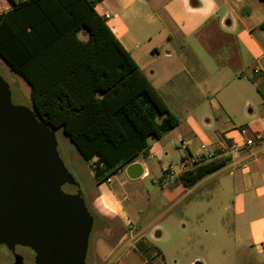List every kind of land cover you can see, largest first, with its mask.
<instances>
[{
	"label": "crops",
	"instance_id": "1",
	"mask_svg": "<svg viewBox=\"0 0 264 264\" xmlns=\"http://www.w3.org/2000/svg\"><path fill=\"white\" fill-rule=\"evenodd\" d=\"M24 1L0 0V14ZM95 10L178 119V125L159 138H148L147 153L133 162L142 167L140 177H148L156 168L162 173L172 164L162 157L175 159L176 166L182 156L195 154L201 146L206 150L225 144L240 148L245 137L264 131V112H254L248 101L239 118L225 100L213 98L229 86L228 97H238L240 82L245 80L241 73L250 84L261 77L264 87V31L257 29L264 21L260 0H98ZM245 49L254 52L253 64L258 70L244 65ZM207 107L212 116L206 114ZM199 139L208 146L200 144L191 150ZM251 152L240 148L223 158L224 165L218 170H227L241 194L233 207L235 250L249 247L264 256V147L255 146ZM126 167L96 185L95 226L102 236L95 240L94 251L103 263L112 260L124 242L131 243L138 264H149L134 248L135 242L146 239L125 230L129 222L124 207L127 180H135L127 176ZM174 172L167 183L184 186L179 171L175 168ZM160 236L159 231L153 234V238ZM133 260L126 257L130 264Z\"/></svg>",
	"mask_w": 264,
	"mask_h": 264
},
{
	"label": "trees",
	"instance_id": "2",
	"mask_svg": "<svg viewBox=\"0 0 264 264\" xmlns=\"http://www.w3.org/2000/svg\"><path fill=\"white\" fill-rule=\"evenodd\" d=\"M97 1L13 3L0 14V58L27 82L38 117L62 128L99 185L145 155L148 138L178 119L96 12ZM257 29L264 31V21ZM223 165L220 159L178 178L190 186ZM134 248L149 264L163 260L146 241Z\"/></svg>",
	"mask_w": 264,
	"mask_h": 264
},
{
	"label": "rangeland",
	"instance_id": "3",
	"mask_svg": "<svg viewBox=\"0 0 264 264\" xmlns=\"http://www.w3.org/2000/svg\"><path fill=\"white\" fill-rule=\"evenodd\" d=\"M243 54L244 65L258 70V66L253 64L252 54L254 52L245 49ZM237 74L240 75V73ZM241 74L245 80L240 82L242 89H238V97H228L231 87L229 86L222 88L213 98L217 101L225 100L233 114L238 117L246 111L244 106L246 101L254 108V112L263 113L264 87L259 81L262 78L250 80L254 83L250 84L246 81L247 76L244 73ZM0 77L9 86L12 104L33 109L29 85L1 58ZM205 111L206 114L212 116L208 107ZM53 132L57 141L59 158L75 180L85 206L93 217L85 262L87 264H130L126 262V257L130 256L134 258L131 264H138L139 258L132 251L131 243L126 244L125 242L112 260L103 263L98 261L94 251V242L102 236V231L95 226L93 203L98 195L97 186L88 162L80 156L62 128L53 129ZM200 144L208 146L199 139L191 146V150H196ZM174 147L170 146V150L177 153ZM162 160L175 165V159L162 157ZM161 176L162 173L156 168L148 177L127 180L128 195L124 202L129 219V224L125 225L127 232L130 229L131 233L140 234L149 246L160 249L165 264H194L196 262L199 264H264V256L259 255L252 248L248 247L243 251L234 248L236 223L233 207L241 194L233 186V179L228 175L227 170L210 172L190 186L175 187L170 183L160 185L157 181ZM62 190L72 192L74 188L70 185H63ZM124 223L126 221H123ZM155 231H159L161 236L153 238ZM15 253L22 256L23 264H34V253L29 248L17 246ZM12 263L11 253L5 246L0 245V264ZM150 263L163 264L160 257L153 258Z\"/></svg>",
	"mask_w": 264,
	"mask_h": 264
},
{
	"label": "water",
	"instance_id": "4",
	"mask_svg": "<svg viewBox=\"0 0 264 264\" xmlns=\"http://www.w3.org/2000/svg\"><path fill=\"white\" fill-rule=\"evenodd\" d=\"M125 173L136 179L142 167L131 163ZM63 185L77 186L59 158L53 129L34 109L12 104L0 77V245L13 264H23L17 246L34 253V264H87L93 217L81 192L65 193Z\"/></svg>",
	"mask_w": 264,
	"mask_h": 264
},
{
	"label": "built area",
	"instance_id": "5",
	"mask_svg": "<svg viewBox=\"0 0 264 264\" xmlns=\"http://www.w3.org/2000/svg\"><path fill=\"white\" fill-rule=\"evenodd\" d=\"M179 142L184 144L182 140H179ZM255 146H259V148L264 147V131L254 137H245L240 148L252 153L251 151H253ZM240 148L235 144H225L215 150H206L204 146H201L200 151L196 152L195 154L188 152L182 156L178 160L176 166L168 164L157 182L160 185L166 184L173 177L175 168L179 171V174H181L182 172L190 170L196 166L226 158L231 153L238 152Z\"/></svg>",
	"mask_w": 264,
	"mask_h": 264
},
{
	"label": "flooded vegetation",
	"instance_id": "6",
	"mask_svg": "<svg viewBox=\"0 0 264 264\" xmlns=\"http://www.w3.org/2000/svg\"><path fill=\"white\" fill-rule=\"evenodd\" d=\"M71 187H73L74 188V191H72V192H66V191H64L65 193H70V194H74V193H76L77 191H78V189H77V186H75V185H70ZM92 227H93V225H92ZM10 252V251H9ZM11 253V252H10ZM11 255H12V253H11ZM13 257V256H12ZM13 264V263H12Z\"/></svg>",
	"mask_w": 264,
	"mask_h": 264
}]
</instances>
